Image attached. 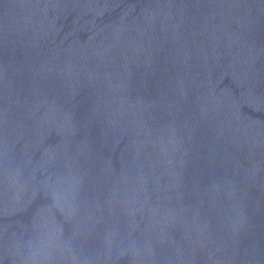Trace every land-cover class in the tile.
<instances>
[{
  "label": "water",
  "instance_id": "95a60500",
  "mask_svg": "<svg viewBox=\"0 0 264 264\" xmlns=\"http://www.w3.org/2000/svg\"><path fill=\"white\" fill-rule=\"evenodd\" d=\"M0 264H264V0H0Z\"/></svg>",
  "mask_w": 264,
  "mask_h": 264
}]
</instances>
